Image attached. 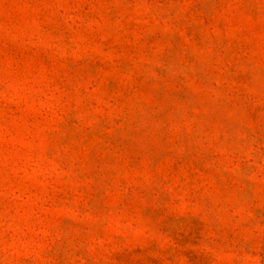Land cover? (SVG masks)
I'll list each match as a JSON object with an SVG mask.
<instances>
[{"label":"rangeland","instance_id":"rangeland-1","mask_svg":"<svg viewBox=\"0 0 264 264\" xmlns=\"http://www.w3.org/2000/svg\"><path fill=\"white\" fill-rule=\"evenodd\" d=\"M0 264H264V0H0Z\"/></svg>","mask_w":264,"mask_h":264}]
</instances>
